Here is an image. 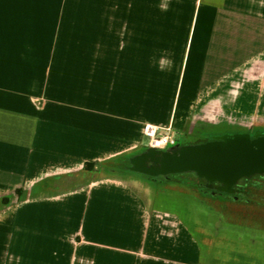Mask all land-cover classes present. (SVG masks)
<instances>
[{
  "label": "crops",
  "instance_id": "1",
  "mask_svg": "<svg viewBox=\"0 0 264 264\" xmlns=\"http://www.w3.org/2000/svg\"><path fill=\"white\" fill-rule=\"evenodd\" d=\"M20 2L0 0V264H177L140 198L82 170L139 153L144 126L181 127L222 66L259 82L263 104L264 0H95L109 12L93 31L27 44V61Z\"/></svg>",
  "mask_w": 264,
  "mask_h": 264
},
{
  "label": "rangeland",
  "instance_id": "2",
  "mask_svg": "<svg viewBox=\"0 0 264 264\" xmlns=\"http://www.w3.org/2000/svg\"><path fill=\"white\" fill-rule=\"evenodd\" d=\"M10 5L22 10L20 29L23 39L22 43L17 41L15 45L22 48L20 58L24 61L30 60L27 54L30 50H26L27 44L32 43L35 48H38L39 54L45 53L46 42L52 40L54 32L56 33L55 41L62 42L63 37H71L70 34L64 35L66 32L70 33V30L66 31L67 27L83 26L86 31H93L95 23L93 19L98 7L102 5V11L105 14L109 12L104 3H95V0H22L20 3ZM10 42L14 45L15 40ZM13 59L16 60L18 57L13 56ZM227 66H222L217 70L215 75L218 80L217 84L220 85L209 93L211 94L209 98L204 99L186 119L184 116L181 124L179 123L181 127L174 125L175 137L179 142L185 144L187 141L200 140L199 132L195 127L202 118H206L209 126L216 121V125H212L214 132L245 134H252V132L257 134L261 130L264 132V101L262 104L260 94L254 93L255 87L260 83L255 82L252 77L243 78L233 74L231 71L233 68ZM37 71L38 68L28 65L8 67L6 74L9 78L18 73L34 75ZM33 80L37 81V79ZM29 85V82L16 81L2 84L4 90L9 88L27 90ZM213 89L214 87L212 88V85L207 83L204 93L207 94ZM209 108L207 112L206 109ZM217 108L218 112L213 116ZM143 144L145 146L140 149V152L148 149L147 140L144 139ZM133 150L134 148L128 149V153L120 154L112 161L118 162L123 168L130 156L138 154L136 150ZM94 179L124 185L130 189L148 209L153 224L169 217L178 227L180 226L174 238L165 235L171 231L170 229L156 226L157 233L166 236L161 237L158 243L166 260L173 258L177 264H264V204L262 209L256 206V202H264L263 179L260 180L261 183L255 182V189L250 191L259 196V200L254 201L255 206L252 209H243L240 213L239 210L234 211L231 207L229 209L225 202L224 205L216 207L221 210L227 220L234 224H247L255 229H263L258 233L249 228L245 229L244 233L241 230L237 239H242V241L237 246L231 243L228 233L230 229L227 231L226 239H223L219 234L216 236L210 228H207L213 218V213L205 205H215L210 198H202L195 179L182 178L172 183L157 185L140 175L119 170L114 174L95 176ZM214 202L216 204L218 201ZM216 222L217 220L214 221ZM207 232L210 233L207 234ZM218 241H223L224 250L221 247L218 248ZM233 250L238 253H231Z\"/></svg>",
  "mask_w": 264,
  "mask_h": 264
},
{
  "label": "water",
  "instance_id": "3",
  "mask_svg": "<svg viewBox=\"0 0 264 264\" xmlns=\"http://www.w3.org/2000/svg\"><path fill=\"white\" fill-rule=\"evenodd\" d=\"M125 170L154 183L194 178L208 188L220 185L230 193L240 181L264 177V133L226 135L164 151L147 149L131 157Z\"/></svg>",
  "mask_w": 264,
  "mask_h": 264
},
{
  "label": "flooded vegetation",
  "instance_id": "4",
  "mask_svg": "<svg viewBox=\"0 0 264 264\" xmlns=\"http://www.w3.org/2000/svg\"><path fill=\"white\" fill-rule=\"evenodd\" d=\"M210 110L206 109V111L208 112ZM218 112V108L216 109L215 113H213L212 115L214 116V114H216ZM209 123L207 122L206 118H202V120H200V122H198L197 127H195V129L197 130L198 133V137L200 138V140H197L195 142H191V141H187V143L183 144L182 142H179V140L175 137V130L173 129V135L174 138L176 140V144L175 147L177 146H184V145H197V144H203V143H208L211 142L215 139L221 138L223 136L226 135H242L245 133H230V132H214L212 130V125H216V121L213 122V124L211 126L208 125ZM258 133L263 134L264 132L259 131ZM252 134H254L252 132ZM250 133L251 136H254ZM139 152L138 154L143 153ZM138 154H134L132 156H130L128 159H130L131 157L138 155ZM128 165V162H127ZM192 179V178H187V177H177L176 179ZM264 180V177H256V178H252L250 180H244V181H240L238 182L234 188L232 189V191L227 192L226 190H223L222 186L220 185H214L212 188H208L206 186V182H201V181H197V179H195L197 181V186L199 187V194L202 196V198H210L212 200V202L214 203L213 205L215 206H209V205H205L204 202H202L205 206L209 207L210 210L212 211L213 215L220 217L222 216L223 218L221 219L223 221V223L228 224V225H232L234 223H232V221L230 222V220H227L224 216V214H222L220 209H217V206H222L224 205V202L228 205V208L230 209L233 208L234 211H241L244 210H248V209H252V207L255 206V202L254 201H258L259 200V196L257 194H252L251 189H255V185L254 183H261L260 180ZM174 180H172L171 182H173ZM168 182V183H171ZM214 201H218L216 204ZM223 203V204H222ZM264 202H256V206L260 207V209H262L261 207L263 206ZM259 209V208H258ZM167 217V216H166ZM168 219L164 218L161 221V226L170 229L171 231L165 235H169V237H176V233L178 231V229L180 228V226L178 227V225L173 221V219L167 217ZM235 225V224H234ZM238 225V224H236ZM238 226H241L242 228H249L252 231L255 232H262L263 229H255L250 225H245V224H239ZM178 227V228H177ZM264 231V230H263ZM163 235V237L165 236ZM166 237V236H165ZM214 253L217 254L214 250Z\"/></svg>",
  "mask_w": 264,
  "mask_h": 264
},
{
  "label": "trees",
  "instance_id": "5",
  "mask_svg": "<svg viewBox=\"0 0 264 264\" xmlns=\"http://www.w3.org/2000/svg\"><path fill=\"white\" fill-rule=\"evenodd\" d=\"M128 161H129V159L126 160V162H128ZM126 167H127V163L122 168L121 165L118 164V162H116V161L115 162L114 161H107V162H102V163H88V164L85 165V167L82 170V176H85L86 178H94L95 176H99V175H104V176L108 175V173H113L114 174V173L118 172V170L119 171H124L126 173H130V172H127L125 170ZM192 179H194V178H192ZM192 179H190V180H192ZM187 180H189V179H187ZM151 183L157 184V185L165 184V183H160V182H158V183L151 182ZM198 190H199V187H198ZM17 193L21 194V191H18ZM212 216H213V218L209 222V226L207 228H210L214 235L218 236V234H219V236H221V238H223V239H226L227 231H229V229H230V232H228V233H229V236H230V239H231V243L233 245L237 246L238 243L242 241V239H237L239 237L240 231L242 230L243 233H244L245 232L244 230L247 229V228H242L241 226H238L236 224L235 225L234 224H232V225L225 224L221 220L223 218L222 216H220V217H217L215 215H212ZM216 220H217V222L214 223V221H216ZM208 233H210V232H207V234ZM218 245H219L218 248L221 247V249L224 250V248L222 247L224 245L223 241H218ZM231 253L237 254L238 252L233 250V251H231Z\"/></svg>",
  "mask_w": 264,
  "mask_h": 264
},
{
  "label": "built area",
  "instance_id": "6",
  "mask_svg": "<svg viewBox=\"0 0 264 264\" xmlns=\"http://www.w3.org/2000/svg\"><path fill=\"white\" fill-rule=\"evenodd\" d=\"M144 136L148 140V149L164 151L175 147L176 140L173 135V128L160 129L155 126H145Z\"/></svg>",
  "mask_w": 264,
  "mask_h": 264
}]
</instances>
